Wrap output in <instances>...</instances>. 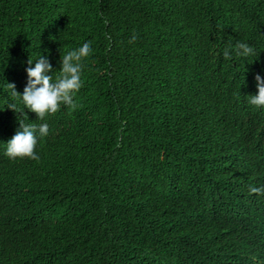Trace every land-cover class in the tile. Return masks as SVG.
Returning a JSON list of instances; mask_svg holds the SVG:
<instances>
[{"label": "trees", "instance_id": "16d2710c", "mask_svg": "<svg viewBox=\"0 0 264 264\" xmlns=\"http://www.w3.org/2000/svg\"><path fill=\"white\" fill-rule=\"evenodd\" d=\"M86 42L78 107L39 120V161L15 166L39 207L61 194L56 230L11 248L26 232L0 206V264H264V111L241 117L264 0H0L1 134L28 60L55 81ZM237 42L249 78L227 75Z\"/></svg>", "mask_w": 264, "mask_h": 264}, {"label": "clouds", "instance_id": "9594fccd", "mask_svg": "<svg viewBox=\"0 0 264 264\" xmlns=\"http://www.w3.org/2000/svg\"><path fill=\"white\" fill-rule=\"evenodd\" d=\"M135 40V36L133 37ZM91 42L84 43L78 49L67 52L61 57V68L59 75L53 81L52 65L44 56H40L31 67L33 60H28L29 67L26 69L28 81L23 95L15 91V85L9 83L16 102L9 105L8 132L0 133V154L8 163L0 167V206L3 217H14L25 230L23 237L12 241L9 247L24 248L29 246L32 240H41L46 235L56 230L52 214L56 211L61 216L62 197L61 194L52 193L53 198L47 194L48 205L39 207L35 191L26 187L21 181L27 178L15 168L30 167L33 170L40 157L36 153L40 138L49 134V125L39 120H45L50 115L60 111L61 106L75 110L78 105L74 97L83 86L81 73L84 68L83 61L92 54ZM224 58L231 59L230 52L224 51ZM256 55L255 50L248 43L237 42L235 44V59L231 63L232 78H249L247 72L251 70L252 63L249 56ZM21 97V98H20ZM264 111V71L252 77V84L247 92V102L241 111V117L248 113H260ZM36 120V122H35ZM42 123V124H41ZM11 160H15L11 164ZM250 193L264 194V188L250 187ZM264 263V252H263ZM14 264V263H6Z\"/></svg>", "mask_w": 264, "mask_h": 264}]
</instances>
